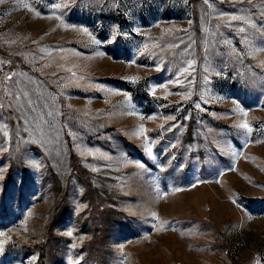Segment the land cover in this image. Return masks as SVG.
<instances>
[{
  "label": "rangeland",
  "instance_id": "obj_1",
  "mask_svg": "<svg viewBox=\"0 0 264 264\" xmlns=\"http://www.w3.org/2000/svg\"><path fill=\"white\" fill-rule=\"evenodd\" d=\"M0 264H264V0H0Z\"/></svg>",
  "mask_w": 264,
  "mask_h": 264
},
{
  "label": "snow or ice",
  "instance_id": "obj_2",
  "mask_svg": "<svg viewBox=\"0 0 264 264\" xmlns=\"http://www.w3.org/2000/svg\"><path fill=\"white\" fill-rule=\"evenodd\" d=\"M25 7H27V5H25ZM57 7H59V5H57ZM232 19H238V17H233ZM66 27H67V26H66ZM84 31H87V29H84ZM244 115H247V113H244ZM238 127H242V128H244V129H247L249 132L251 131V128L249 127V125H248L247 122H244V123L238 125ZM141 134H143V129H142V131H141ZM148 150L151 151V148H149ZM143 166H144V165H142V164L140 165V167H143ZM68 235L71 236L72 233L69 232ZM73 247H75V245H73Z\"/></svg>",
  "mask_w": 264,
  "mask_h": 264
}]
</instances>
